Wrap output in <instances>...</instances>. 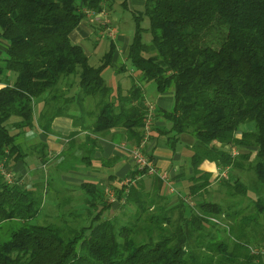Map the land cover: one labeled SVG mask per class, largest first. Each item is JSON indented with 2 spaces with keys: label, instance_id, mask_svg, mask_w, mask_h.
<instances>
[{
  "label": "trees",
  "instance_id": "obj_1",
  "mask_svg": "<svg viewBox=\"0 0 264 264\" xmlns=\"http://www.w3.org/2000/svg\"><path fill=\"white\" fill-rule=\"evenodd\" d=\"M113 1L0 0V226L19 222L0 241V264H264V0H145L133 12L135 30L118 62V71L127 59L139 72L128 89H114L103 76L119 51L114 38L99 65L71 39L83 20L98 36L104 20L87 12L102 15ZM142 80L173 94L170 110L155 109L144 147L149 160L156 163L149 144L161 138L173 157L180 143L192 154L177 169L172 157L168 182L132 160L131 180L121 184L120 157L95 165L94 152L101 137L142 142L149 111ZM58 116L79 129L61 136V151L51 158L48 143L24 137L31 130L52 134ZM29 155L44 179L8 180L4 171L13 174ZM67 158L74 161L68 168L106 177L69 183V191L79 190L71 196L56 186L65 182ZM48 161L56 164L45 170ZM205 161L217 165L213 181L201 168ZM186 176V195L176 191L173 200L163 191ZM217 181L233 202L206 198ZM115 202L122 216H107Z\"/></svg>",
  "mask_w": 264,
  "mask_h": 264
},
{
  "label": "rangeland",
  "instance_id": "obj_2",
  "mask_svg": "<svg viewBox=\"0 0 264 264\" xmlns=\"http://www.w3.org/2000/svg\"><path fill=\"white\" fill-rule=\"evenodd\" d=\"M122 2H123V0H114L112 2L111 6H110L111 8L108 9V6L106 5L105 6V10L102 13V15H96V17L97 18H102L104 20V23H108V24H111L109 22L113 23L111 25H113L112 27H113V29L115 31L114 40L117 42V45L122 50H124V49L127 50V47H128V45L130 43L131 37L133 36L134 30H135V19H134L133 12L135 10L141 9L143 6H140L139 4H134L133 0H128V5L127 6H125ZM87 15H88V12H87ZM88 18H90L89 15H88ZM91 18H92V16H91ZM82 22H85V20H83ZM104 23L102 21H99L98 24H97L98 27H99V35L98 36L96 35V33H94L92 31L93 32L91 34L92 37L90 36L89 38H84L83 40H80L79 42H76L73 39V31H72L71 39L75 43H78V44H80V45H82L84 47V49L86 50L87 54L90 57V63L93 64V65H99L102 62L103 55L109 50V47H110L111 39L109 38V36L101 34L102 32H105V30H107V25L104 24ZM147 24H148V20L146 19V20H144L143 25L147 26ZM101 26H103V28ZM119 35L122 37V39L119 38ZM128 37H129V39H128ZM111 38H113V37H111ZM149 39H150V34L147 32V33L144 34V40L148 41ZM0 44H1V47H0V53H1L2 47H4V44L3 43H0ZM4 51L5 50L3 49V53H4ZM120 58L121 57H116L112 64H110V65H108L107 67L104 68L103 76L106 79L107 83L109 85L113 86L114 89H118L119 86L122 89L123 88L124 89H128V88H131V86L133 84V79L134 78L138 79L139 72L132 67L131 62L129 60H127V59H125V64H126V68L127 69L124 70V71H118V62L121 61ZM141 84H144V85L145 84L146 85L147 84L148 85L151 84L150 89H149V93L147 94V97L154 99L155 93H156V90H157L155 82L154 81L142 80ZM75 89L78 90V86L77 85H76ZM44 101H45L44 99L39 98L37 100L38 106H43L44 105ZM65 118L71 119V121H72L73 130L70 131L68 134H70L71 132L79 129V125L75 124L71 117L66 116ZM243 128H245V127L243 126ZM33 132L37 134V132L34 131V130L28 131L26 133V136L24 137V139H26V141H28L30 143L34 142V141L37 142L39 139L36 137V135L34 136ZM61 132H63V131H61ZM24 139L20 138V141L21 140L23 141ZM118 140H120V139H118ZM60 145L61 146L63 145L62 142H60ZM159 145H164V139L163 138L160 139ZM179 146H180L179 147V153L182 155V158L180 160L174 159L173 162H174L175 166H176V164H179L180 161L183 163L184 162V157H191V154H192V151L190 149L182 146L181 143H180ZM166 148H167L166 151L161 149V148H159L160 153H159V151H156L154 154L155 155H157V154L161 155L164 152V153H170V155H172V150L169 147H167V146H166ZM49 162L50 161H48V163ZM163 162H164V160L160 159L159 163L161 165L165 163V162L164 163ZM20 164H23V163H20ZM31 164H32V166H31ZM55 164H56V162H53L52 164L49 163V165L47 164L45 166V170L54 168ZM77 164H78V162H77ZM72 165H74L73 158H71V159L67 158V160L64 162V166H63L64 167L63 168L64 173H62V175L72 176V177H80V176H82L83 170H80L79 167H77L78 169L77 168H73V167L72 168H68V167H70ZM39 167H41V164H40L39 160L36 158V156L29 155L26 158V160H25V162L23 164V168H21V169H24V171H23L24 173L20 172V171L17 172V174H16L15 171L14 172L12 171V172H13L14 178H15V176H18V174L22 175V180H23L22 182L26 181L27 185H29L31 180H30L29 174L26 173V171L32 172V174H34V176L36 178L37 176H40V168ZM14 170H16V169H14ZM217 174H216V176H217ZM244 176H246V178L247 177H252V172H249V173L247 172V173L244 174ZM123 178L125 179V177H122L120 180L124 181ZM213 179L214 178H212V181H213ZM147 180H148V183L151 184L152 180L148 179V178H147ZM188 183H189L188 182V176H186L184 183L183 182L180 183V182H177L176 180H172L170 183H168V185L167 184L164 185L163 191L170 198H172L173 200H177L178 199V195L176 194V191H178V192L181 191L182 195H186L187 192H188V189H189L188 188ZM183 184H186V185L183 186ZM56 186H58V188H60V189L62 188L63 190H66L65 192L69 191L68 188H72L73 187L72 185L69 184V182L68 183H66V182H64V183L63 182H58V183H56ZM69 192H70L71 196L72 195L73 196H77L76 193L79 192V190H72V191L70 190ZM185 198L191 200L190 193ZM206 198L213 199V200H218V201L220 200L223 203L227 202V201L228 202H231V201L233 202L234 201V199L231 198L227 194V188L225 186H223V185H220L219 181L215 182L210 187ZM235 199H236V197H235ZM200 200H201V198H198L196 200L194 198V203L193 204H197V202H199ZM109 201H111V200H109ZM240 201H242L243 204H246L248 202V199L244 198V197L243 198L241 197ZM111 202H114V201H111ZM163 203L171 204V200L170 201L166 200ZM120 206L121 205H118V203L115 202V204L113 206L111 205V211L110 210H106L105 214L107 216L113 217L114 215H116V214H118L120 212L122 213V211H121L122 208H120ZM153 210L149 211L148 213H152ZM118 215L122 216V214H118ZM260 220L264 221V215H262L260 217ZM18 223L19 222L15 221V220L11 221V223L10 222H3L2 225L0 226V241L2 239H5L8 236L9 230H12V229L16 228Z\"/></svg>",
  "mask_w": 264,
  "mask_h": 264
},
{
  "label": "crops",
  "instance_id": "obj_3",
  "mask_svg": "<svg viewBox=\"0 0 264 264\" xmlns=\"http://www.w3.org/2000/svg\"><path fill=\"white\" fill-rule=\"evenodd\" d=\"M134 4H139L140 6H143L145 3V0H133ZM93 28L87 23V22H81L76 28L75 30H73V39L76 42H79L80 40H83L84 38H89L90 36H92L91 34L93 33ZM72 35V33H71ZM119 38L122 39V37L119 35ZM129 39V37H128ZM0 43H4L6 44L4 41H0ZM1 47V44H0ZM118 48V53H116L117 57H121L123 58V53L125 52V49L122 50L119 46ZM120 48V49H119ZM4 48L2 47V50ZM142 89L144 91L145 97H146V101L151 102L156 110H170L172 108L173 105V94L172 91H167V92H157L155 93V97L154 99L152 98H148L147 94L149 93V89L151 84H141ZM40 107V106H39ZM66 116H58L54 119L53 123H52V128L54 130V132L52 134H44V133H34V136L36 135V137L42 141H45L46 143H48V146L51 149L50 154L51 158L58 155V153L61 151L62 146L60 145L61 142V136L62 135H67L70 131L73 130L72 127V121L71 119H67L65 118ZM155 123L157 125H165L166 121L164 119H157L155 120ZM63 131V132H61ZM113 134H119L117 131H113ZM29 139V138H28ZM60 139V140H59ZM118 139V138H117ZM120 140H116V138L113 137H101L99 138V147L96 148L95 152H94V157L96 160L95 165H99L98 164V160H100L101 157L105 156L108 157L110 155H117L120 157V161H118V163L116 164L117 168H116V175L119 179H121L122 177L126 176L128 177V175L131 173V170L134 168L135 164L132 161V158L128 155V153H126V147L125 146H130V143L127 142L126 140V136H123V138H119ZM150 143V142H149ZM123 144H126L125 146H123ZM152 147V149L150 150V153L153 152V156H154V160H156V163L158 164V166H160L161 169L166 170L168 172L171 173L170 170V165L172 161V155H170V153H162L161 155H155L154 153L156 151L160 150L159 148L163 149V150H167L166 145H159V142L155 140L152 141L149 144L150 148ZM170 157V158H169ZM50 158V159H51ZM160 159L164 160V164H160ZM173 159L176 160H180L181 159V154H175ZM23 163L22 161H20L14 170L16 173L17 172H23L24 169L23 168ZM179 164H176V169L179 168ZM32 166V164H31ZM201 168H203L204 170L210 171L212 172V178H215L216 174L218 173V169H217V165L215 162L213 161H205L202 165ZM191 170V169H190ZM217 172V173H216ZM24 173V172H23ZM26 173L29 174L30 176V183H35L37 181L43 180L44 178H40V176H37L35 178L34 174H32V172L26 171ZM106 177V174L104 172H95L92 170H85L82 173V176L80 177H72V176H66L63 175L62 179L66 182V183H80L82 181L85 180H92V181H99L102 178Z\"/></svg>",
  "mask_w": 264,
  "mask_h": 264
},
{
  "label": "built area",
  "instance_id": "obj_4",
  "mask_svg": "<svg viewBox=\"0 0 264 264\" xmlns=\"http://www.w3.org/2000/svg\"><path fill=\"white\" fill-rule=\"evenodd\" d=\"M88 15L90 17L92 16V18L96 17L93 11H90V10H88ZM107 25L109 24L107 23ZM101 34L102 35L107 34L108 36L113 37V38L115 37V31L111 25L107 27V30H105V32H102ZM147 105H148L149 111L145 119V136L142 142L139 145L125 146L126 144H123V146L126 147V153H128V155L132 158V160L137 164V167L139 169L145 168L147 169V172L149 174H159L163 180L168 182L169 172L165 171V172L159 173L156 163H154L153 161H150L147 154L144 151V147L148 139L149 131L154 122L153 117H154L155 109H156L155 106L151 102H149ZM232 150L234 154L237 153V150L235 147H233ZM4 173H5V177L8 180H12L13 174L11 172L4 171ZM222 175H226V170L222 172ZM130 180H131V177L128 176L124 179V181H122L121 184H128ZM107 191L111 195L110 200L114 201L115 200L114 192L112 190H107ZM258 251L259 250L257 249L254 250V252H258Z\"/></svg>",
  "mask_w": 264,
  "mask_h": 264
}]
</instances>
